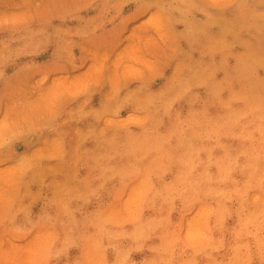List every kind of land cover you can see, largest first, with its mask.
<instances>
[{"label": "clouds", "instance_id": "1", "mask_svg": "<svg viewBox=\"0 0 264 264\" xmlns=\"http://www.w3.org/2000/svg\"><path fill=\"white\" fill-rule=\"evenodd\" d=\"M0 264H264V0H0Z\"/></svg>", "mask_w": 264, "mask_h": 264}]
</instances>
